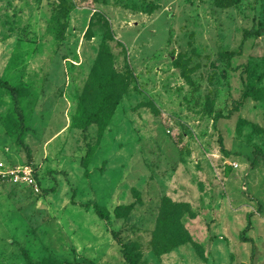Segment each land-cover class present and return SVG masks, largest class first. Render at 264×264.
Here are the masks:
<instances>
[{"label": "rangeland", "instance_id": "374dc122", "mask_svg": "<svg viewBox=\"0 0 264 264\" xmlns=\"http://www.w3.org/2000/svg\"><path fill=\"white\" fill-rule=\"evenodd\" d=\"M0 81V163L40 188L0 180V264H264V0H0Z\"/></svg>", "mask_w": 264, "mask_h": 264}, {"label": "trees", "instance_id": "16d2710c", "mask_svg": "<svg viewBox=\"0 0 264 264\" xmlns=\"http://www.w3.org/2000/svg\"><path fill=\"white\" fill-rule=\"evenodd\" d=\"M259 31L252 28L244 33L243 41L241 43V47L246 41L248 37L258 34ZM240 52L232 51L229 53V58L239 54ZM109 54H106L105 57L108 58ZM103 64L100 65L102 67ZM187 79L189 77L185 75ZM96 82V90L97 94L92 101L89 109H87L86 104L82 103V110L81 113L83 121L79 123L83 132L85 133V137L87 136V132L91 125L97 124L99 127L104 130L110 123L113 114L116 102L118 100L119 95L124 90V82L123 79L118 77L115 73L113 67H110L108 70L104 69V66L101 68L100 76L97 78L95 77ZM0 85L11 93L13 100H14V110L18 116L20 124L23 125L26 122V116L24 114L23 108L21 106V99H20V92L18 87L10 85L8 82H1ZM263 91L262 88H254V87H247L245 91V95L247 94H255ZM21 145L27 148V144L21 142ZM255 153L258 155H263L262 150L256 149ZM92 155V150H89L87 156L83 159V163L87 165L90 161V156ZM37 176V175H36ZM127 207H131L130 205ZM97 213L102 218H108V214L105 213L100 207L97 206L96 209ZM116 213L118 212V208L115 210ZM167 230L166 224L160 220L158 223V227L154 233L155 236V247L159 253H167L175 249L180 241L178 234H170ZM248 240V239H245ZM185 241H190V239H185ZM125 254L127 256V261L129 264H136L134 259L129 255L128 251L125 248Z\"/></svg>", "mask_w": 264, "mask_h": 264}, {"label": "built area", "instance_id": "2783aa9c", "mask_svg": "<svg viewBox=\"0 0 264 264\" xmlns=\"http://www.w3.org/2000/svg\"><path fill=\"white\" fill-rule=\"evenodd\" d=\"M0 180L23 183L33 187L36 191L40 190L36 172L34 167L30 165H19L8 168L3 163H0Z\"/></svg>", "mask_w": 264, "mask_h": 264}]
</instances>
